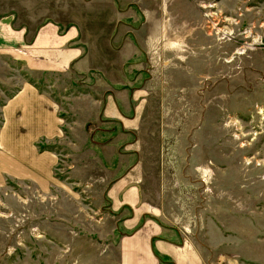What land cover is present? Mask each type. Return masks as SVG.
I'll return each instance as SVG.
<instances>
[{
  "label": "rangeland",
  "instance_id": "1",
  "mask_svg": "<svg viewBox=\"0 0 264 264\" xmlns=\"http://www.w3.org/2000/svg\"><path fill=\"white\" fill-rule=\"evenodd\" d=\"M6 13L31 30L48 19L76 24L85 65L63 89L40 84L66 124L63 143L51 144L59 179L54 196L6 180L0 264H81L79 251L93 262V245H106L101 212L70 171L85 180L111 170L130 142L122 167L142 161L158 220L185 229L206 264H264V0H0ZM16 77L31 79L17 63L0 68V105ZM108 90L126 114L139 105L134 134L97 122L93 100Z\"/></svg>",
  "mask_w": 264,
  "mask_h": 264
},
{
  "label": "crops",
  "instance_id": "2",
  "mask_svg": "<svg viewBox=\"0 0 264 264\" xmlns=\"http://www.w3.org/2000/svg\"><path fill=\"white\" fill-rule=\"evenodd\" d=\"M79 32L77 25L70 21L65 24L48 19L31 30L19 24L13 14L0 15V68L12 69V64L17 63L31 78L30 81L16 77L17 87L0 105V189L9 179L31 188L35 194L55 195L51 192L59 179L55 175L58 154L40 150L38 144L65 140L62 127L66 124L60 116L58 102L49 91L52 87L63 89L65 86L61 85L72 78V72L83 70L85 54ZM47 77L53 79L48 81ZM4 79L7 81L6 75ZM41 83L49 91L41 88ZM142 88L147 90L146 86ZM135 95L130 97V102L136 99ZM117 100L118 94L112 90L107 91L101 102L94 99L96 120L102 124H121L125 132L134 134L140 122V107L126 114ZM75 101L77 104L80 99ZM78 107L74 110L79 111ZM99 128L103 130L102 126ZM133 151L134 143L126 144L123 152L116 155V166L111 170L99 166L85 180L80 179L82 170L70 171V177L88 182L82 191L95 195L97 204L93 205L101 212L96 221H100L102 232L98 237L102 239L100 244H106L93 245V262L83 251L75 258L81 264H206L203 253L185 229L158 220L156 199L146 194L142 161H132L122 167ZM104 202L106 206L102 209ZM19 216L15 218L16 227L24 220ZM74 233L75 230L68 229L59 236L66 240V252L74 242ZM107 238H111L108 242L111 245L103 241ZM84 258L89 261H81Z\"/></svg>",
  "mask_w": 264,
  "mask_h": 264
},
{
  "label": "trees",
  "instance_id": "3",
  "mask_svg": "<svg viewBox=\"0 0 264 264\" xmlns=\"http://www.w3.org/2000/svg\"><path fill=\"white\" fill-rule=\"evenodd\" d=\"M31 81V80H30ZM38 148L40 149V150H53V148H52V145L51 144H43V145H40V144H38Z\"/></svg>",
  "mask_w": 264,
  "mask_h": 264
},
{
  "label": "bare ground",
  "instance_id": "4",
  "mask_svg": "<svg viewBox=\"0 0 264 264\" xmlns=\"http://www.w3.org/2000/svg\"><path fill=\"white\" fill-rule=\"evenodd\" d=\"M243 49V48H242ZM242 49H240V50H237L235 53L237 54H241V53H243V51H242ZM227 61H229V60H227Z\"/></svg>",
  "mask_w": 264,
  "mask_h": 264
}]
</instances>
